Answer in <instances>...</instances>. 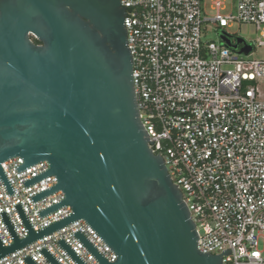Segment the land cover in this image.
<instances>
[{
  "label": "water",
  "instance_id": "1",
  "mask_svg": "<svg viewBox=\"0 0 264 264\" xmlns=\"http://www.w3.org/2000/svg\"><path fill=\"white\" fill-rule=\"evenodd\" d=\"M121 0H0V165L15 157L17 173L47 162L49 170L25 188L54 176L64 200L40 218L69 206L72 214L19 240L5 211L0 217L13 241L0 259L83 220L116 255L109 263L80 231L72 235L99 264H222L220 255L197 249V232L178 187L160 155L149 148L139 118ZM225 46L237 50L224 34ZM34 40L39 44H35ZM245 45L239 53L251 52ZM9 196L14 192L0 166ZM85 264L63 239L56 242ZM50 264H59L45 249ZM26 264H36L29 256Z\"/></svg>",
  "mask_w": 264,
  "mask_h": 264
},
{
  "label": "built area",
  "instance_id": "2",
  "mask_svg": "<svg viewBox=\"0 0 264 264\" xmlns=\"http://www.w3.org/2000/svg\"><path fill=\"white\" fill-rule=\"evenodd\" d=\"M224 0H121L139 118L154 142L149 148L163 159L182 194L197 232L201 253L224 255L222 264H264V60L250 59L264 46V0H234L222 15ZM232 23L252 24L259 32L247 55L221 41H202V26L226 31ZM20 157L1 163L14 192L0 179V213H6L17 237L28 233L15 209L20 204L34 232L69 216L64 206L42 218L38 212L64 200L57 191L35 203L31 197L57 184L49 176L27 188L23 182L49 170L39 162L20 173ZM80 231L109 263L116 255L83 221L3 257L0 264H50L45 248L59 264L75 262L56 243L63 239L85 264H99L72 235ZM4 248L13 241L0 217Z\"/></svg>",
  "mask_w": 264,
  "mask_h": 264
},
{
  "label": "rangeland",
  "instance_id": "3",
  "mask_svg": "<svg viewBox=\"0 0 264 264\" xmlns=\"http://www.w3.org/2000/svg\"><path fill=\"white\" fill-rule=\"evenodd\" d=\"M212 0H206V14L208 17H213L215 12L210 9V4ZM234 0H224L223 1V10L221 11L222 15H228L231 12H234L233 9ZM226 31L232 37V43L235 44L236 40H241L244 42V45H239L240 49L245 45H255L257 39L259 38V32L256 30L255 26L252 24H237L232 23ZM222 30H218L212 24H204L202 26V41L207 43H218L220 41V36ZM250 59L252 60H264V46L256 47L252 51Z\"/></svg>",
  "mask_w": 264,
  "mask_h": 264
},
{
  "label": "trees",
  "instance_id": "4",
  "mask_svg": "<svg viewBox=\"0 0 264 264\" xmlns=\"http://www.w3.org/2000/svg\"><path fill=\"white\" fill-rule=\"evenodd\" d=\"M34 43H35V44H39V43H38L37 41H35V40H34Z\"/></svg>",
  "mask_w": 264,
  "mask_h": 264
}]
</instances>
